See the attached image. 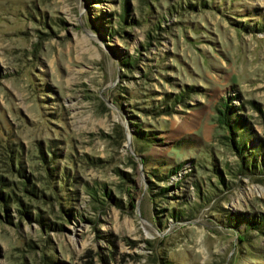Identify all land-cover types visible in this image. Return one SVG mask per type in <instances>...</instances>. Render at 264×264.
<instances>
[{
    "label": "rangeland",
    "instance_id": "rangeland-1",
    "mask_svg": "<svg viewBox=\"0 0 264 264\" xmlns=\"http://www.w3.org/2000/svg\"><path fill=\"white\" fill-rule=\"evenodd\" d=\"M0 176V264H264V0H0Z\"/></svg>",
    "mask_w": 264,
    "mask_h": 264
},
{
    "label": "trees",
    "instance_id": "trees-1",
    "mask_svg": "<svg viewBox=\"0 0 264 264\" xmlns=\"http://www.w3.org/2000/svg\"><path fill=\"white\" fill-rule=\"evenodd\" d=\"M175 97L178 98L177 95ZM222 107H223V109H219V114H220L219 122L221 123V126H223V127L225 126L227 131H228V134L225 135V136L223 135V138L225 139V141H228L227 143L232 146L233 151L239 157L238 159H239V162H240V166H239L240 167L239 168L240 172L245 173V172L251 171V168H254V166H256V163L254 164L253 160L249 161V159L247 157V152H246V145L242 141L241 136L238 133V130H237L238 128L235 126V124L231 123L230 116H229L230 105L225 102L222 105ZM138 137L140 138V134H139ZM49 168L50 167L48 165L47 169L51 170ZM3 184H4V178L0 176V200L3 202V204L5 206V204L8 203L11 200V197H10L9 194L4 193V191L2 190ZM24 184H26V183L24 182ZM25 188H26V190L29 193L33 194L32 189H28L27 187H25ZM166 190H167V188H164V189L162 188L161 189L162 194ZM17 202H18V200H17ZM99 203H101V205L103 204V202H99ZM4 210H7V209L5 208ZM20 211H21L22 214L30 215V213H28V211L25 210V209H22ZM6 216L8 217L7 218L8 221H10L9 220V218H10L9 214L6 213ZM36 220L42 223L41 216L39 218H36Z\"/></svg>",
    "mask_w": 264,
    "mask_h": 264
}]
</instances>
